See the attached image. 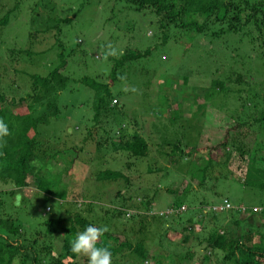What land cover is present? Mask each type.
Masks as SVG:
<instances>
[{
    "label": "rangeland",
    "instance_id": "1",
    "mask_svg": "<svg viewBox=\"0 0 264 264\" xmlns=\"http://www.w3.org/2000/svg\"><path fill=\"white\" fill-rule=\"evenodd\" d=\"M263 13H258L257 25L251 18L239 32L224 31L218 37L210 35L214 27L193 35L188 29L173 25H169L165 35L159 28V16L148 8L137 10L125 0H0V20L6 16V23H0L3 108L9 107L12 113V109L19 106V114L23 104L19 99L31 92L30 76H45L62 60L65 65L60 70L69 78L57 96L51 94L48 98L56 102L58 115L36 126L39 141H48L42 147L36 146L35 151L39 158H47L44 175L49 178L51 196L46 197L43 191L36 190V182L30 178L28 186L20 193L31 199L17 203V193L10 194L11 185L0 183V216H16L19 225L27 228L28 238L34 235L37 222L44 217L64 215L66 210L86 214L85 209L91 205L89 214L93 215L94 224L110 229L107 232L110 237L97 247H108L111 251V246L119 242L134 244L142 238L149 251L143 264H153L151 256L155 255L163 258L164 264H177L186 244L191 245L189 249L197 261L194 264L203 263V253L208 251L204 248L205 242L198 243L193 238L182 242L184 232H179V224L186 220L184 214L180 223L173 219L174 214H169L162 222L145 218L141 231L138 230L140 215H128L146 212L141 201L149 198L152 201L148 217L172 212L171 203L177 197L185 202L182 211L190 206L200 207L199 201L205 200L204 214L208 213V207L224 201L253 205L251 209L260 203L264 205V189L259 191L242 185L252 153L258 158L264 157V149L258 146L262 141L254 122L264 114ZM165 36L168 37L163 40ZM109 43L118 54L105 58ZM129 49L150 51L118 72L119 76L126 75L125 80L118 76L110 85L119 103L117 108L102 114L98 131L101 145L96 147L91 140H81L93 124L94 92L78 80L83 76L107 80L112 68L110 57L116 58ZM237 75L240 82L236 81ZM213 80L221 81L222 86L214 87ZM126 88L129 90L125 91ZM132 88L137 91H131ZM160 91L165 96L158 100ZM178 104L182 105V118L167 121L170 110L176 113ZM45 112L40 108L32 115L38 117ZM121 129L142 131L149 142L150 154L135 159L129 158L127 153L114 151L112 147ZM226 134L227 148L217 147ZM92 137L97 140L95 134ZM164 139L198 149L192 158L181 159L179 166L173 167L169 153H161L169 151L167 145L159 146ZM239 145L244 147L243 156L236 149ZM213 146L216 150L209 151ZM208 152L218 161L206 168L205 185L198 186L192 178L201 179L199 169L208 165ZM59 154L61 157L56 161ZM157 167L165 170L157 172ZM106 168L120 171L128 182L124 179L97 181L98 172ZM185 185L189 190L185 197L167 192V188L178 189ZM76 193L79 201L75 206L70 205L67 199ZM68 196L70 198H66ZM58 198L65 199L60 204ZM118 207L129 209L117 214ZM207 229L200 231V225L195 224L200 239ZM48 244L52 252L45 258L50 261V254L60 252L61 244L53 240ZM128 252L124 250L112 256V264H138ZM169 252H173L171 257H167ZM41 254L43 256V250ZM70 259L87 264L84 256L75 255ZM66 261L68 258L63 262ZM221 262V254L211 252L209 261L203 264ZM178 263L190 264L192 260Z\"/></svg>",
    "mask_w": 264,
    "mask_h": 264
},
{
    "label": "trees",
    "instance_id": "2",
    "mask_svg": "<svg viewBox=\"0 0 264 264\" xmlns=\"http://www.w3.org/2000/svg\"><path fill=\"white\" fill-rule=\"evenodd\" d=\"M129 4H132L135 9L143 10L148 8L153 11L156 16H159L158 20L159 28L162 33L167 35L166 29L169 25H173L176 28L187 30L194 34L205 33L209 28L214 27V30L210 32L213 37L222 35L224 31L228 32H239L242 27L246 26L251 18H254L257 25L258 13L264 11L263 0L256 3H249L244 0H125ZM8 11L5 15H8ZM0 20V23H6V16ZM264 16V13H263ZM264 22V21H263ZM218 24L220 25L219 28ZM264 35V34H263ZM168 36H165V40ZM264 44V40H263ZM149 49L146 50H127L125 54H120L116 58L110 57L112 60V68L107 80H101L91 76H83L79 78L78 82L91 90H93V103L91 106L92 117L90 128H88L87 136H84L81 140L84 142L91 140L96 147H100L101 140L98 138V131L100 124L102 123V114L109 111L111 108H117L119 101L112 93L110 85L119 76V71H124V67L131 62L139 59L140 57L147 56ZM65 65V60L60 62V65L50 70L45 76H39L36 74L31 75V87L30 93L25 97H21L19 100L20 113H17V108L4 109L2 106L5 97L0 94V119H3L9 127L10 135L4 139L7 143L0 147V183L10 184V194H16L21 192L22 189L28 186V180L31 178L36 182V190H41L45 195H50L49 178L47 179L44 175V169L46 167V156L42 159L39 158L35 149L36 146L45 145L48 141H39L36 126L39 123H45L50 117H56L58 115V108L55 101H51L50 95L57 96V93L66 87L68 77L64 75L60 68ZM237 82H240L239 76L236 78ZM184 83V80H183ZM212 85L215 87H221L222 82L213 80ZM220 89V88H219ZM174 90V88H173ZM179 91V90H178ZM184 92V90H182ZM175 93H178L174 90ZM49 96V97H48ZM165 96L162 91L158 96ZM49 98V99H48ZM196 100V99H195ZM112 101H114L112 103ZM199 107V105H198ZM40 108L46 110L45 113L38 117H34L32 113ZM166 112L163 113V115ZM18 114V116H17ZM182 105L178 104V110L173 113L170 110V116L166 119L174 120L182 118ZM26 121V122H24ZM257 123L258 133H260L261 141L258 145L260 149H264V114H261L258 118L254 119ZM23 126H19L20 124ZM19 124V125H18ZM133 125H137L136 122H131ZM245 124V122H242ZM237 125V124H236ZM239 126V125H237ZM234 127H236L234 125ZM137 128V126H136ZM33 129V130H32ZM129 129V128H128ZM121 129L120 134L117 136V141L112 147L114 151H121V153H127L129 158L140 159L147 157L151 150L149 148V142L138 129ZM228 130V129H227ZM226 130V133L228 131ZM97 136V140H93L92 135ZM227 137H224L223 141L217 145V147L227 148ZM154 142V141H153ZM167 145L169 151H162L171 157L170 163L175 166H179L181 159H188L195 154L198 148L194 149L189 144H181L178 142L166 141L165 139L159 143L160 145ZM151 145V143H150ZM241 156H243V145L237 146ZM209 151L216 150V147L208 148ZM159 153V150H156ZM58 151L54 154V157L58 155ZM208 165L205 168L199 169L201 173V179L192 178L198 186L205 185L206 180V168L212 167L213 163L217 162L218 159H213L211 154L208 152ZM42 157V156H41ZM57 158L56 161L60 159ZM216 157V156H214ZM192 158V157H191ZM38 160V161H37ZM213 161V162H211ZM215 161V162H214ZM264 161V157H257L254 152L249 159L248 167L243 179V184L246 187H252L262 191L264 189V165L261 163ZM71 162V160H69ZM157 172L165 170V168H156ZM153 170H151L152 172ZM190 173V169L187 170ZM200 177V176H199ZM97 181H114L124 179L128 182L126 176L120 171L103 169L98 172L95 178ZM227 179V177H226ZM188 188L185 185L184 188H167V192L170 195L178 196L183 195L185 197L188 193ZM5 192V191H3ZM79 195L72 194L67 202L70 205H76V200ZM30 197L22 195V201L29 200ZM61 204L65 198H58ZM130 199V197H128ZM20 200V201H21ZM152 198L141 201L145 206V211L140 214L134 215L129 214L128 217H134L140 215L139 228L138 230L144 229L145 220L149 218H156L159 222L164 221L169 214H174L175 218L180 223V231L184 232L182 242H189L190 238H193L201 243L205 242V249L207 252L203 253L202 259L205 260L203 263L209 261L211 252H218L221 254L222 264H264V205L260 203L253 209V205L245 204H233L230 208H225L224 203L213 204L208 207V213H202L205 209V200H200V207H188L185 210H181V206L184 205L182 199H174L171 203L170 213H161L160 215L153 214L151 217L146 216L151 205ZM83 203V202H82ZM220 204V205H219ZM1 206V202H0ZM141 207V206H140ZM184 207V206H183ZM215 207V208H213ZM222 207V209H219ZM119 208V207H118ZM131 208V207H130ZM138 207H134L137 209ZM92 206L88 205L83 214L81 211H75L70 213V210H66L65 214L61 213L58 216L45 218L41 222H37L34 235L31 234L28 238L25 234L27 228H22L16 216L13 214H6L7 216H0V264H78L70 258H74L70 250V241L76 237L79 232H82L88 225H94V218L91 213ZM127 209V210H126ZM129 208L120 207L115 210L117 214H124L128 212ZM189 209V210H188ZM187 212V213H186ZM93 214V212H92ZM143 214V215H141ZM253 215V217H251ZM47 217V216H46ZM251 217V218H250ZM146 218V219H145ZM195 224L200 225V231H206L205 236L202 239L198 237V233L195 230ZM139 231V232H140ZM110 237L109 234L104 233L101 239L97 242L100 244L106 238ZM257 236V240L255 237ZM112 237V236H111ZM59 241L61 244V251L51 253L50 261H47L46 254L51 249L49 248L48 241ZM47 241V244H45ZM145 239L140 238L136 243L132 244L128 241L119 242L117 246H111V253L114 256L117 253H121L124 250L129 251L127 255H134L138 264H143L149 256V251L145 247ZM104 244V243H103ZM184 251L178 257L181 260H188L194 264L197 261L194 260L193 251H191V245H186ZM190 248V249H189ZM44 251L42 256L41 251ZM52 252V251H51ZM173 253V252H172ZM171 252L167 254V257H171ZM68 258V261L63 262ZM153 264H164V259L161 257L151 256ZM180 260V261H181ZM178 261V262H180ZM134 262V261H133ZM177 262V264H179ZM201 263V262H200ZM201 263V264H203Z\"/></svg>",
    "mask_w": 264,
    "mask_h": 264
},
{
    "label": "clouds",
    "instance_id": "3",
    "mask_svg": "<svg viewBox=\"0 0 264 264\" xmlns=\"http://www.w3.org/2000/svg\"><path fill=\"white\" fill-rule=\"evenodd\" d=\"M117 49L109 43L107 45V51L105 52V58L109 55H117ZM121 80L126 79V75H120L118 77ZM129 89H125L128 91ZM131 91L136 92V88H132ZM10 130L8 124L0 119V147H3L7 141L4 139L9 136ZM22 199V193L18 192L16 195L17 203ZM110 229L108 226L97 227L94 225H88L82 232H79L74 239L70 241V250L76 256L87 257V264H112V253L108 247H97V242Z\"/></svg>",
    "mask_w": 264,
    "mask_h": 264
},
{
    "label": "built area",
    "instance_id": "4",
    "mask_svg": "<svg viewBox=\"0 0 264 264\" xmlns=\"http://www.w3.org/2000/svg\"><path fill=\"white\" fill-rule=\"evenodd\" d=\"M181 207L183 208V206H181ZM224 207L230 208V207H232V205L229 202H225ZM213 208H215V207H213ZM219 209H222V207H219Z\"/></svg>",
    "mask_w": 264,
    "mask_h": 264
}]
</instances>
